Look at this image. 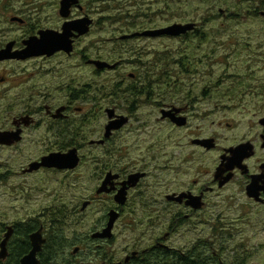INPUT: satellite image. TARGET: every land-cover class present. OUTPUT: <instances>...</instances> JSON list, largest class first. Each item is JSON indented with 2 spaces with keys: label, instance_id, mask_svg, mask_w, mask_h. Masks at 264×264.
I'll list each match as a JSON object with an SVG mask.
<instances>
[{
  "label": "flooded vegetation",
  "instance_id": "1",
  "mask_svg": "<svg viewBox=\"0 0 264 264\" xmlns=\"http://www.w3.org/2000/svg\"><path fill=\"white\" fill-rule=\"evenodd\" d=\"M2 1L4 7L0 6V17L8 11L9 0ZM61 1L46 0L41 3V0H28L23 13L5 16L9 17V23L0 22V50L13 44L12 52L21 51L26 48L28 40L41 38L44 31L61 33L67 21L86 17L94 19L90 0L88 3L81 0L80 4L72 6L66 18L60 14ZM247 2L256 4L250 5L249 10L264 17V0ZM95 22L94 19L87 34L71 38L74 47L71 53L60 50L25 59L0 60V132L12 133L10 143L0 144V154L8 153L5 163L0 162V169L4 170L5 179L15 175L20 180L6 182L7 198L4 207H0V254L4 250L3 242L9 235L4 250L6 256L0 257V264H22V259L33 250L32 237L35 234H40L45 240L37 255L40 264H55L61 251V233L64 230L60 181L56 179L51 193L45 194V188L38 182L28 183L27 180L42 175L54 179L60 172L73 173L84 158L91 163L93 172L99 173L96 191L91 199L86 200L91 202L88 207L98 200L106 201L108 206L101 225L85 233L73 251L76 260L69 264H88V258L100 253L97 248L113 244L115 231L121 222L126 231L133 233L136 224L142 236L150 237L153 243L139 249L134 242L132 248L129 245L125 249L124 259L119 261L114 255L103 252L98 255L102 256L101 264H136L155 251L166 252L168 264H172L176 254L193 262L197 260L196 264H247L253 249L264 251V124L261 123L264 116L257 120L238 118L227 123L213 120L214 126H225L230 131V139L225 144H222L220 134L216 133L219 132L217 128L213 134L205 135L202 123L192 127L194 137L190 145L194 150L193 155L216 152L217 163L213 169L206 171L196 166L197 177L180 183L175 189L171 156L167 158L166 154L146 152L137 162L129 161L126 164L129 151L117 146V138L137 118V99H149L153 94V84H161L162 80L154 78L157 74L153 69L145 73L143 81L136 73H130V78L136 81L125 88L119 86L114 93L117 99L121 94L132 95L128 111L120 113L118 106L109 107L104 112L108 119L100 118L102 112L99 103L107 97L103 92L105 83L94 90L92 74L102 76L106 72L117 71L124 61L121 58L111 62L115 67L105 69H98L90 62L102 60L93 57L90 43L82 46ZM198 30L197 26L190 33ZM126 34L130 33L121 36ZM121 36L118 37L121 41L145 38L122 39ZM138 54L137 60L142 62L140 52ZM165 77L168 78H164L166 85L171 89L184 91L182 86L172 85L173 76L170 73H166ZM93 92L96 95L93 96ZM153 104L160 107L161 120L171 128L186 129L193 120H205V113L195 109L196 98L186 104L159 101ZM110 109L114 110L112 117L108 111ZM163 110H171L177 117L187 118L186 125L178 126L170 117L163 118ZM122 116L127 117L128 122L106 136L109 124L121 120ZM204 138L214 139L211 149L196 143V140ZM73 149L78 151L81 158L75 169L32 168V164L40 163L46 156ZM18 159H21V163L17 162ZM109 174L114 176L107 186L112 190L98 193ZM132 175L139 176L135 185L127 183ZM125 187V202H117L116 195ZM181 195L182 198L177 199ZM46 200L49 201L48 205H45ZM221 204L228 207L232 217L224 215L226 213L219 208ZM86 210L81 206V211ZM112 210L119 214L113 237L94 238V233L107 226ZM138 213L141 215L139 219L135 218ZM256 238L261 241L253 244ZM182 240L183 244L178 245V241ZM221 241H233L234 244L220 245ZM81 251L87 256L78 261L76 257Z\"/></svg>",
  "mask_w": 264,
  "mask_h": 264
},
{
  "label": "rangeland",
  "instance_id": "2",
  "mask_svg": "<svg viewBox=\"0 0 264 264\" xmlns=\"http://www.w3.org/2000/svg\"><path fill=\"white\" fill-rule=\"evenodd\" d=\"M26 1L28 0H9L8 11L0 17V22L9 23V17L5 16L23 13L27 7ZM43 1L46 0H41V3ZM90 1L96 22L90 36L83 40L82 46L90 43L93 57L104 61L111 63L121 58L124 61L122 68L117 71H109L102 76L92 74L94 90L105 83L103 92L107 97L101 100L100 93L97 94L101 100L100 118L108 119L104 112L109 107L118 106L120 113L128 111L132 104V95L121 94L117 99L114 93L119 86L125 88L136 81L130 78V73H136L138 77H141L140 81H143L145 73L153 69L157 74L154 78L162 79L161 84H153V94L149 99L146 97L137 99L139 101L137 118L124 134H120L117 138V146L129 151L125 159L126 164L129 161L137 162V159L146 152L154 155L166 154L167 158L171 156L175 189L180 183H187L197 177L196 166L206 171L213 169L217 163L218 153L216 152L193 155L194 150L190 145V140L194 137L191 134L192 127L202 123L205 135L213 134L214 129L217 128L219 132L216 133L220 134L222 144H225L230 139L231 133L225 126L222 128L214 126L213 120L227 123L234 122L238 118L257 120L264 116V17L247 14L250 5L256 4H249L247 0ZM0 6L4 7L2 0H0ZM213 16L216 17L212 18ZM209 18L211 22L206 23V19ZM188 22L197 23L201 33L206 34V38L145 37L130 41H121L118 38L123 33ZM138 52L141 54L142 62L137 60ZM185 53H188L192 59L198 60L196 68L192 67L191 73L174 75L172 72H180V68L179 64L173 61ZM161 57L164 58L163 63L157 67L154 61ZM166 73H170L173 80L178 81V85L182 86L184 91L176 92L167 86L163 80V74ZM238 84L241 86L235 91L237 93H232L231 88ZM242 85L248 88L242 91ZM165 92H167V98H165ZM94 95H96L95 92H93ZM194 98L197 101L195 109L205 113V120H193L186 129H178L175 126L171 128L161 120L160 107L151 105L155 101L186 104ZM6 159H8V153H1L0 162L5 163ZM17 162L21 163V159ZM93 171L91 163L84 158L73 173L60 172L54 179L49 175H42L27 180L28 183L38 182L45 188V194L51 193L56 179L60 181V210L62 211L63 208L67 215L61 234L66 238V246L61 247L55 264H69L76 260L73 251L77 244H80L85 233L97 228L103 221L108 206L106 201L98 200L86 211H81L82 203L91 199L96 191L99 173ZM3 172L4 170L0 169V207H4L7 198L6 182H20L15 175L5 179ZM48 204L49 201L46 200L45 205ZM219 208L226 213L224 215L232 217L227 206L221 204ZM140 216L138 213L135 218L139 219ZM135 225L136 231L133 233L126 231L122 222L119 223L113 244L107 245L106 248H97L100 253H96V257L88 258V264H101L102 256L98 255H102L103 252L114 255L116 261L123 260L125 249L127 250L129 245L132 248L134 242H136L134 246L139 249L152 245L151 238L142 236V231H139ZM258 241L261 239L256 238L252 242L254 244ZM177 244L182 245L183 240L178 241ZM221 244L233 245L234 242L221 241ZM86 256L81 251L76 258L81 261V258ZM247 264H264V251L253 249Z\"/></svg>",
  "mask_w": 264,
  "mask_h": 264
},
{
  "label": "water",
  "instance_id": "3",
  "mask_svg": "<svg viewBox=\"0 0 264 264\" xmlns=\"http://www.w3.org/2000/svg\"><path fill=\"white\" fill-rule=\"evenodd\" d=\"M81 0H62L61 1V9L60 14L63 17H68L71 13V8L74 5L80 4ZM94 23V19L92 18H82L76 19L72 21H67L63 25V32H42L41 38H32L26 42L27 46L25 49L21 51L12 52L13 44H9L5 49L0 50V60H5L9 58H29L33 55H41V54H52L56 51L65 50L68 53H71L74 50L73 40L71 39L73 36H82L87 34L92 24ZM197 23L188 22V23H174L165 27L156 28V29H146L143 31H136L130 34H126L121 36L122 39L134 38V37H150L157 38L162 36H170V37H181L192 31L197 29ZM97 66L98 69L105 68H114L115 65L111 64L107 61L103 60H92L90 61ZM110 113V117H112L113 109L108 110ZM163 118L170 117L174 123L178 126H185L187 123V118L185 117H177L176 114H173L171 110H163L162 112ZM128 122V118L125 116L121 117V120L112 121L107 127L106 136H110L111 131L113 129H118L125 125ZM261 123L264 124V118L261 120ZM12 133L10 132H0V144L10 143L11 142ZM19 138V137H18ZM18 140V139H17ZM196 143L205 146L208 149H211L214 146V139L204 138L196 140ZM81 162V158L78 155V151L76 149L70 150L67 153H58L46 156L40 163L32 164V168H38L40 166L45 167H56L61 170H71L75 169L79 166ZM112 174H109L104 181V183L98 189V193H102L104 191H111L112 189H108V183L113 178ZM139 178L138 175H132L130 180L127 182L129 185H135L136 180ZM113 188V187H112ZM183 195L178 196L177 199H181ZM175 197V196H173ZM199 199V198H198ZM126 200V187L119 191L116 195V201L120 203H124ZM90 201H85L82 205V209L86 210L90 205ZM110 219L107 226L93 234L94 238L100 239H111L114 235L113 229L115 223L119 217L117 211L112 210L109 213ZM9 238L7 235L6 239L3 242L4 250L5 244ZM33 240V250L22 259V264H40V260L37 255L38 252L42 249V245L44 243V239L40 234H35L32 237ZM2 251L0 257L4 258L6 256L5 251ZM78 249L75 250L77 252Z\"/></svg>",
  "mask_w": 264,
  "mask_h": 264
},
{
  "label": "trees",
  "instance_id": "4",
  "mask_svg": "<svg viewBox=\"0 0 264 264\" xmlns=\"http://www.w3.org/2000/svg\"><path fill=\"white\" fill-rule=\"evenodd\" d=\"M201 1H203V2H211V1H215V0H201ZM247 14L249 16H257L256 11H253V10H249V12ZM218 16H221V15L218 14ZM215 17L216 16H213L212 18H215ZM205 22L206 23L207 22H211V18L206 19ZM193 36H197L200 39L201 38H206V34L205 33H201V30H198L197 32H194V33H189L185 37L190 38V37H193ZM162 59H164V58L161 57L160 59H157L156 61H154V65H156L157 67H159V64L160 63H163L162 62L163 61ZM173 62L176 63V64H179V68H180V70H179L180 72L173 71V74L176 75L178 73H184V72L191 73L192 67H193V69L196 68V64L198 63V60H196V58L195 59H192V57L189 56L188 53H185L184 55L181 54V57L179 59L173 61ZM237 76H240V75H237ZM163 77L165 79H168L167 77H165V74H163ZM164 78H163V80H164ZM170 78H169V80H170ZM157 80H162V79L161 78H158ZM172 85L174 87L179 86L178 85V81L173 80L172 81ZM239 86H241V84L240 85L238 84V86L237 85L236 86H233L230 91L232 93H237L235 91L237 90V88ZM247 88H248V86L242 85L241 90L244 91ZM66 221H67V215H66V212L64 211V209L62 208V211H61L62 227L65 226ZM65 239L66 238L62 235L61 236V243H60L61 244V247L66 246ZM167 260H168V256H167V253L166 252H164V251H155V252H152V253L147 254L145 256V259L144 260H139V261L136 262V264H168ZM196 263H197V260H194V262H193L189 258L183 257L181 254H176L175 255V258H173V260H172V264H196ZM205 264H207V263H205Z\"/></svg>",
  "mask_w": 264,
  "mask_h": 264
}]
</instances>
